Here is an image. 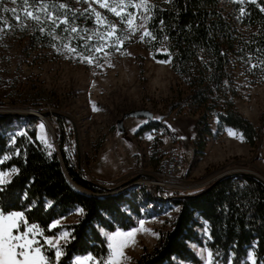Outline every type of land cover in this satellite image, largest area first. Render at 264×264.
I'll list each match as a JSON object with an SVG mask.
<instances>
[{
    "label": "trees",
    "instance_id": "16d2710c",
    "mask_svg": "<svg viewBox=\"0 0 264 264\" xmlns=\"http://www.w3.org/2000/svg\"><path fill=\"white\" fill-rule=\"evenodd\" d=\"M24 1L46 5L55 19L66 18L68 23H57L59 32L64 24L77 31L96 21V11L85 2L77 7L71 0ZM109 1L121 2L131 11V2L139 0ZM60 3L67 8H59ZM228 3L232 13L219 0H152L147 3L144 22L151 35L137 38L155 59H168L186 87L167 104L169 111L195 117L194 155L202 154L208 140L224 128L239 132L250 149L261 138L260 128L237 110L235 100L248 87L264 84V0ZM137 66L140 74V59ZM22 119L26 122L24 134L15 135L13 142L7 131ZM33 119L0 112V169L17 170L0 185V213H22L20 230L36 225L43 236L68 231V242L59 246L63 253L59 261L54 248L39 240L46 264H72L74 257L87 254L104 264L108 251L102 231L129 230L143 216L159 213L165 203L176 207L169 226L150 250L142 247L135 264H199L190 244H202L198 228L205 227V221L204 246L212 254L213 264H253L247 259L248 252L253 253L256 264L264 262V184L251 173L229 172L200 190L168 197L157 194L152 185L111 193L83 177L63 150L60 155L46 151L35 136ZM211 121L215 130L210 128ZM160 126H164L162 118L148 120L134 135ZM156 153L152 146L149 160L155 171L161 161ZM147 204L152 213L140 211ZM75 209L80 211L75 221L50 228L52 222Z\"/></svg>",
    "mask_w": 264,
    "mask_h": 264
},
{
    "label": "rangeland",
    "instance_id": "374dc122",
    "mask_svg": "<svg viewBox=\"0 0 264 264\" xmlns=\"http://www.w3.org/2000/svg\"><path fill=\"white\" fill-rule=\"evenodd\" d=\"M150 1L147 0V3ZM71 2L77 7L84 3L82 0ZM101 2L106 6L101 7ZM133 3L140 4L141 0L132 1L131 6ZM147 3L140 8L132 6L130 11L121 2L87 0L85 4L92 5L96 11V21L76 32L64 24L59 32L55 27L61 19H55L46 5L27 4L24 0H0V112L16 111L20 112L19 115L32 116L35 136L48 152H56L60 133L63 128L68 129L75 146L73 159L78 171L111 193L129 187L152 185L157 194L163 197L174 195L170 194L169 189L160 190L158 184L162 182L165 186L167 183L157 175L159 170L155 171L149 160L152 146L161 159L170 144L171 133L178 134V147L183 157V171L178 178L181 186L179 194L200 190L211 177L224 171L252 172L264 181V84L248 87L242 92V97L235 100L237 110L254 127L260 128L258 146L250 149L239 132L223 129L216 138L208 140L202 154L194 155L193 137L189 136L193 132L195 117L169 111L167 104L177 93L184 92L186 87L173 73L168 59H155L137 41L145 33V26L139 25H144ZM219 3L232 13L228 0H219ZM110 8H115L121 16L110 11ZM25 12H33L39 21L26 16ZM128 14L132 17L131 27L136 31L129 39H123L129 36L130 26L121 23V17L127 21ZM112 24L116 25V32L106 40L101 39L103 34L111 31L109 26ZM31 33L35 38L31 39ZM38 33L43 35L38 36ZM117 37L123 39L122 46L117 43ZM100 44L104 45V49L97 53L94 49ZM69 49H75V52ZM158 51L164 52L163 49ZM105 52L108 54L105 55ZM84 57H93L92 63H88ZM139 59L140 74L137 66ZM140 110L151 112V118L131 115V112ZM159 118H162L163 127L134 135L138 126ZM25 124L23 119L12 123L7 131L11 141L16 133L23 132ZM49 127L56 131L55 138ZM210 128L215 130L213 121ZM12 169H0L7 174L4 180L13 173ZM161 209L157 214L150 211L152 216H143L129 230L102 231L108 251L104 264H135L142 247L150 250L159 233L168 228L176 211L175 206L167 203ZM10 213H0V225L11 227L13 235H16L14 225L20 220L3 218ZM79 215V209H75L51 225L75 221ZM30 226L20 231H26ZM64 232L68 233L60 229L50 236H43L41 230L29 234L30 239L39 243L40 251L32 256L37 264H46L47 261L39 240L42 238L47 246L46 240L58 241L59 247L64 240L58 238ZM117 232L122 234L109 241L108 236ZM130 232L132 236L123 235ZM198 232L202 244L192 243L190 247L199 258V264H208L211 257L204 246V225L198 228ZM54 250L56 254L57 248ZM114 252L115 261L109 260L108 257ZM249 253L247 259L252 263L253 258H249ZM87 256L89 254L74 257L72 264H76L78 257ZM83 264L98 263L93 258Z\"/></svg>",
    "mask_w": 264,
    "mask_h": 264
},
{
    "label": "snow or ice",
    "instance_id": "6c2138e0",
    "mask_svg": "<svg viewBox=\"0 0 264 264\" xmlns=\"http://www.w3.org/2000/svg\"><path fill=\"white\" fill-rule=\"evenodd\" d=\"M77 2H80V0H77ZM84 2H87V0H84ZM96 2H100V0H96ZM147 3V0H141L140 4H135L133 3L132 6L133 7H143L145 6ZM106 5L104 3L101 2V7H105ZM127 6V5H126ZM117 7H119V5H117ZM59 8L61 9H66L67 5L60 3L59 4ZM43 10V9H41ZM110 11L115 12V14L117 16H121V13L119 11H116L115 8H110ZM12 11H15V9H13ZM145 11H147V8L145 7ZM261 11H264V8L261 9ZM26 16L31 17L34 20L39 21V17L36 16L33 12H25ZM129 15V19L126 21L123 19V17H121V23H127L130 27H129V36L124 37L123 39H129L131 35H135V31L136 29H133L131 27L132 24V17L131 14ZM150 18V17H147ZM17 19H19V17H17ZM97 19L98 21L100 20L99 17V13H97ZM61 23H68L67 19L65 18L64 20L60 21ZM58 26V25H57ZM144 25L141 24L139 25V27H143ZM111 28V31L106 32L105 34H103L101 36V39H105L107 37H111L115 32H116V25L112 24L109 26ZM43 31V29H41ZM72 32H76V28H72L71 29ZM144 35H151L149 32L145 31ZM143 38V37H141ZM117 43L120 44L121 46L123 45V39L120 37H117ZM65 48H68V45L64 46ZM104 49V45L100 44L97 45L94 49L95 52L99 53L102 52ZM117 50L119 51V48H117ZM70 52H75V49H69ZM105 55H107L108 53H104ZM83 59H86L88 61V63H92L93 57H84ZM95 110V108H94ZM41 128H43V125H41ZM24 133H16L15 135H23ZM231 135V133H230ZM150 138V137H149ZM13 142L14 138H13ZM17 155L19 154V152L16 153ZM8 157H5V159H7ZM2 162V161H0ZM13 173H15L17 170L16 169H12L11 170ZM7 174L0 171V185L6 183L7 181L3 179L4 176H6ZM82 211V210H81ZM2 215V214H0ZM4 219H11V218H17L18 220H23V214L22 213H10L7 216L3 217ZM59 222H55L52 225H50V228H55L58 226ZM17 229V233L16 235H13L12 232V228L8 227L5 228L2 225H0V264H37V261L32 258L33 253L39 252L40 251V247H39V243L37 241H35L34 239H30L29 238V234L30 233H39V228L36 225H31L30 227H27L26 231H20L19 229V225L16 224L14 225ZM207 222L205 221V231H207ZM122 233L117 232L113 235H109L108 239L109 241L113 240L114 236H119ZM123 235H127V236H132L133 233H124ZM58 239H63L65 241V243L68 242L69 239V233L64 232L61 233ZM46 243L49 244L50 247H54L57 248L56 251V259L57 261H59L60 256L63 254L60 247H58V241L57 242H53L52 240H46ZM134 242V241H133ZM37 245L36 247H33V245ZM109 247L111 248L112 245L110 244ZM253 248H255V245H253ZM115 255L116 253L114 252L112 255H110L108 257L109 260L115 261ZM122 255V253H121ZM211 253H209V257H211ZM249 258H253V253L250 252L249 253ZM93 257L91 255L87 256V257H78L76 259V264H83L84 261H92ZM101 264H103V262H101ZM208 264H212L211 259H209ZM253 264H256L255 260L253 259ZM262 264H264V262H262Z\"/></svg>",
    "mask_w": 264,
    "mask_h": 264
},
{
    "label": "built area",
    "instance_id": "2783aa9c",
    "mask_svg": "<svg viewBox=\"0 0 264 264\" xmlns=\"http://www.w3.org/2000/svg\"><path fill=\"white\" fill-rule=\"evenodd\" d=\"M178 134L171 133L170 134V144L166 148L160 164H159V177L165 180L167 184L160 182V190L169 189L170 194H179L180 193V183H179V176L183 171V157L178 147L179 141ZM56 146V153L60 154L59 150H63L67 155L70 156V159L73 163L74 159L73 156L75 154V146L73 141L71 140L70 132L68 129L63 128L62 132L60 133ZM151 204H147L146 206L140 209L141 212L149 213L151 211Z\"/></svg>",
    "mask_w": 264,
    "mask_h": 264
},
{
    "label": "water",
    "instance_id": "95a60500",
    "mask_svg": "<svg viewBox=\"0 0 264 264\" xmlns=\"http://www.w3.org/2000/svg\"><path fill=\"white\" fill-rule=\"evenodd\" d=\"M4 112H7V113H14V114H20V112H16V111H4ZM31 115H34L35 114H31ZM131 115H134V116H139V117H143V118H146V119H150L151 118V112L147 111V110H140L138 112H131ZM229 172H234V171H224V172H220L216 175H214L213 177H211L204 185H208L210 183H213L217 178H219L220 176L226 174V173H229ZM251 173L252 175H254L257 179H259L263 184H264V181L262 180V178H260L258 175L252 173V172H249ZM201 187V188H203ZM200 188V189H201Z\"/></svg>",
    "mask_w": 264,
    "mask_h": 264
},
{
    "label": "bare ground",
    "instance_id": "6f19581e",
    "mask_svg": "<svg viewBox=\"0 0 264 264\" xmlns=\"http://www.w3.org/2000/svg\"><path fill=\"white\" fill-rule=\"evenodd\" d=\"M49 128H50V131H51L53 137L55 138L56 131L51 127H49ZM183 185H185V184H183Z\"/></svg>",
    "mask_w": 264,
    "mask_h": 264
},
{
    "label": "crops",
    "instance_id": "0c3cea01",
    "mask_svg": "<svg viewBox=\"0 0 264 264\" xmlns=\"http://www.w3.org/2000/svg\"><path fill=\"white\" fill-rule=\"evenodd\" d=\"M224 129H230V128H224ZM189 137H193V132L190 134ZM140 220H141V219H140ZM140 220H137V222L140 221Z\"/></svg>",
    "mask_w": 264,
    "mask_h": 264
}]
</instances>
